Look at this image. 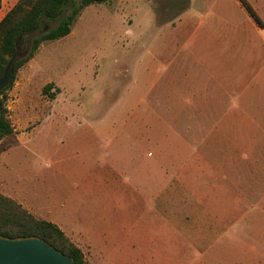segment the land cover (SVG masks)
Instances as JSON below:
<instances>
[{
  "label": "rangeland",
  "instance_id": "obj_1",
  "mask_svg": "<svg viewBox=\"0 0 264 264\" xmlns=\"http://www.w3.org/2000/svg\"><path fill=\"white\" fill-rule=\"evenodd\" d=\"M131 1L130 14L118 0L84 9L70 38L43 43L24 64L6 94L15 131L2 139L0 152L26 143L36 128H64L36 132L23 161L41 170L53 156L66 160L71 175L56 181L66 184V194L89 173L117 182L102 183L101 190L118 191L110 201L117 217L124 213L120 204L130 203L126 228L134 229L127 234L143 238L141 264H264V168L259 177L237 180V173L253 170L242 161L264 160V96L241 87L230 97L217 87L206 102L175 104L163 89L159 96L155 78L143 86L132 73L134 62L147 55L131 38L135 13L147 5L159 27L192 0ZM248 1L264 18V0ZM76 127L119 135L78 145L74 137L84 135ZM102 138L117 140L107 147ZM119 155L123 168H113ZM125 168L130 177L122 184ZM81 200L79 209L89 211L92 197ZM88 249L87 264H96Z\"/></svg>",
  "mask_w": 264,
  "mask_h": 264
},
{
  "label": "crops",
  "instance_id": "obj_2",
  "mask_svg": "<svg viewBox=\"0 0 264 264\" xmlns=\"http://www.w3.org/2000/svg\"><path fill=\"white\" fill-rule=\"evenodd\" d=\"M118 1L124 3V13L132 12L131 0ZM17 2L18 0H2L0 21ZM110 2L113 0L103 4ZM239 3L229 0H192L186 10L159 27L156 26L153 12L145 5L135 13L130 30L132 33L136 32L131 38L139 40L140 50L147 51V55L143 54L137 63L134 62L132 73L140 74L138 81L143 82V86L150 82L149 76L153 80L155 78L159 96L163 89L166 101L172 98L175 104H195L198 103L196 99L199 97L206 102V97H210L217 87L227 88L226 95L230 97L241 87L252 88L257 97L262 98L264 18L257 10L256 4H251L248 0H239ZM89 7L84 11L92 8ZM233 14L238 17H233ZM67 38H70V34L65 37ZM142 73L146 75L141 77ZM76 128L75 133L84 135L82 139H79L81 135L74 137V143L78 145H86L94 141L95 137L98 139L102 136L119 135L95 128ZM61 129L64 128H36L26 143L0 152V192L16 200L34 216L58 226L65 236L82 250L85 258L84 249L87 250L90 246L89 256L96 264H141L143 238L139 241L132 233L127 234V230L134 229L126 228V207L129 208L130 203L127 205L120 202V209L124 213L117 217L112 212L113 205L110 201L117 200L118 191L112 194L110 191L101 190L102 183L114 184L116 187L117 182L106 181L107 178L102 179L99 174L89 173V178L83 175L75 189L66 194V184L61 180L60 186L57 185L59 176L63 179L65 174L71 175L70 170L65 172L66 160L63 161L59 155L53 156V159L44 165L49 169L41 170H37L35 164L23 161L27 158V148L32 144L36 132H55ZM104 140L107 147H113L117 139L111 140V143ZM65 141L61 140V145H64ZM125 142L127 145L126 139ZM68 143L70 144L69 140ZM120 158L122 156L117 157L113 168H123L117 162ZM242 167L253 170L244 171L239 175L237 173V180L254 179L262 175L259 169L264 168V160L245 159L242 161ZM73 172L78 175L77 171ZM120 173L119 180L122 184L128 182L130 176L126 168ZM113 176L118 178L116 171ZM85 184L89 187H85ZM88 196L94 201L89 211H83L79 209L77 200L81 203V199ZM142 197L145 198L143 193ZM101 201L104 202L103 208ZM49 214L51 216L47 218ZM115 221L117 223L113 224ZM146 225L148 226V222Z\"/></svg>",
  "mask_w": 264,
  "mask_h": 264
},
{
  "label": "trees",
  "instance_id": "obj_3",
  "mask_svg": "<svg viewBox=\"0 0 264 264\" xmlns=\"http://www.w3.org/2000/svg\"><path fill=\"white\" fill-rule=\"evenodd\" d=\"M110 0H18L0 21V77L14 53L25 49L24 56L15 60L7 85L0 89V142L13 133L7 117L6 94L13 87L19 70L31 60L40 46L67 37L82 11L91 5ZM2 0H0V9ZM252 15L253 12L249 9ZM52 85L43 89L46 94ZM53 96V95H52ZM0 236L38 237L74 264H87L80 248L74 245L51 222L36 219L15 200L0 193Z\"/></svg>",
  "mask_w": 264,
  "mask_h": 264
},
{
  "label": "water",
  "instance_id": "obj_4",
  "mask_svg": "<svg viewBox=\"0 0 264 264\" xmlns=\"http://www.w3.org/2000/svg\"><path fill=\"white\" fill-rule=\"evenodd\" d=\"M24 54L14 53L0 77V89L5 87L15 60ZM0 264H74L72 259L38 237L10 238L0 236Z\"/></svg>",
  "mask_w": 264,
  "mask_h": 264
}]
</instances>
